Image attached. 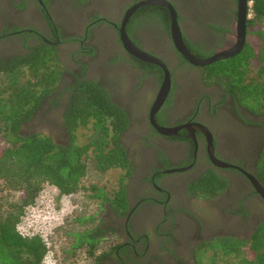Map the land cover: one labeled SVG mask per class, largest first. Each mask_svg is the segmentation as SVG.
Segmentation results:
<instances>
[{
  "label": "flooded vegetation",
  "instance_id": "1",
  "mask_svg": "<svg viewBox=\"0 0 264 264\" xmlns=\"http://www.w3.org/2000/svg\"><path fill=\"white\" fill-rule=\"evenodd\" d=\"M143 1L148 0H0V68L42 44L56 50L60 81L26 123L32 132L46 127L52 138H65L61 114L82 82L97 83L125 112L127 127L119 138L132 166L127 211H108L125 251L101 255L99 264H201L204 258L206 264H225L229 258L216 245L246 241L264 221V197L252 181L260 183L264 112L239 104L219 82L205 79L206 65L190 63L177 50L170 10L157 1L173 7L184 47L197 59L236 43L239 3L139 5ZM122 28L169 71L167 95L152 116L163 70L125 47ZM209 150L229 166L216 164ZM201 178L209 181L204 192L197 189L204 186L196 184Z\"/></svg>",
  "mask_w": 264,
  "mask_h": 264
},
{
  "label": "trees",
  "instance_id": "2",
  "mask_svg": "<svg viewBox=\"0 0 264 264\" xmlns=\"http://www.w3.org/2000/svg\"><path fill=\"white\" fill-rule=\"evenodd\" d=\"M248 1L251 3L250 16L246 20L242 49L232 57L206 65L204 74L208 81L219 82L239 104L253 113H262L264 0ZM61 70L56 50L46 44L30 48L28 53L0 68V186L17 194V200L9 205L10 208L0 211V264H42L48 246L38 234L20 233L18 224L45 183L54 186L60 195H71L87 188L83 181L89 168L99 174L118 168L122 173L116 189L108 193L103 187L91 184L87 196L118 215L127 211L126 181L132 166L119 138L120 132L127 127V117L104 88L93 81L82 82L73 88L61 114L63 141L57 142L44 132H22V126L55 93ZM88 125L91 134L86 142L79 143L76 131ZM256 176L264 187V146L257 160ZM208 182L203 178L196 182L204 185L197 188L199 192L205 191ZM87 220L72 219L77 225ZM64 232L70 240L69 247L63 250L64 258H73L78 250H82L93 258L92 264H99L101 255L125 251V245L114 243L96 253L97 242L107 233L117 232L101 220L80 231L67 229ZM216 246L220 248V255L229 258L225 259V264H264V221L246 241H223ZM232 253L235 256L229 257Z\"/></svg>",
  "mask_w": 264,
  "mask_h": 264
},
{
  "label": "rangeland",
  "instance_id": "3",
  "mask_svg": "<svg viewBox=\"0 0 264 264\" xmlns=\"http://www.w3.org/2000/svg\"><path fill=\"white\" fill-rule=\"evenodd\" d=\"M34 127L30 124L22 126L23 133H31ZM38 130L51 134L46 127H39ZM91 134L90 125L79 128L76 131L77 141L84 143ZM57 142L63 141L64 137L53 136ZM2 142L0 141V149ZM122 171L118 168H112L102 174L88 169L84 178L85 190L81 189L71 195H60L58 190L49 184H43L35 202L25 209L21 221L18 224V230L23 235L38 234L48 246V251L42 264H92L93 258L87 256L82 250H78L73 258L62 257L63 250L69 247V238L65 230L74 231L83 230L86 227H92L100 220L109 228L116 226L109 220V213L105 207H101L93 199L88 198L90 189L88 186L95 184L97 187H103L106 192L116 189L117 179ZM17 200L16 192L7 190L0 186V211L5 212L10 208V204ZM74 217L88 218L82 225H77L72 221ZM120 237L117 232L107 233L97 242L96 253L107 249L111 244L118 243ZM198 254V251L197 253ZM199 258V254H198ZM201 264L205 263V258Z\"/></svg>",
  "mask_w": 264,
  "mask_h": 264
},
{
  "label": "water",
  "instance_id": "4",
  "mask_svg": "<svg viewBox=\"0 0 264 264\" xmlns=\"http://www.w3.org/2000/svg\"><path fill=\"white\" fill-rule=\"evenodd\" d=\"M153 1L148 0V1H143L141 2L139 5L142 4H148V3H152ZM158 3L165 5L166 7L169 8L170 10V14H171V19H172V25H171V30H172V37H173V41L174 44L177 48V50L192 64L194 65H208L214 61L223 59V58H227L233 55H236L243 47L244 45V41H245V33H246V10H247V6H249L251 3L248 2V0H238V22H237V41L236 43L226 49L223 50L221 52H218L214 55H212L211 57L205 58V59H197L195 57H193L192 55H190L186 48L184 47L183 44V40L181 37V33L179 31L177 22H176V17H175V12L173 10V7L165 2V1H157ZM130 12V11H129ZM129 13H127L126 16H128ZM121 40L123 41L125 47L131 51L134 55H136L137 57H139L140 59L147 61V62H151L154 64L159 65L162 70H163V83L161 85V89L157 95V98L153 104V107L151 109V116L153 115V113L157 110V108L159 107V105L164 101L168 89H169V83H170V79H169V71L167 69V66L164 62H162L159 58H156L154 56L149 55L146 52H143L142 50H140L137 46H135L130 39L126 36L123 28L121 29ZM153 121V120H152ZM159 130V132H163L165 134L170 133L171 129L169 128H161L158 127L157 128ZM210 156L212 158V160L221 166H229L228 164L222 163L217 161L216 159L213 158L210 150H209ZM253 184L255 185V187L257 188V190L260 192V194L264 197V188L260 185L259 182H257L256 180H253Z\"/></svg>",
  "mask_w": 264,
  "mask_h": 264
}]
</instances>
